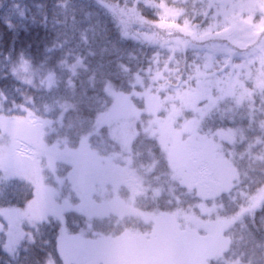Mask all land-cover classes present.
<instances>
[{
	"label": "trees",
	"instance_id": "1",
	"mask_svg": "<svg viewBox=\"0 0 264 264\" xmlns=\"http://www.w3.org/2000/svg\"><path fill=\"white\" fill-rule=\"evenodd\" d=\"M215 12L211 0H0V101L5 109L26 106L39 120H51L50 142L77 145L112 105L110 85L129 92L158 88L170 104L173 91L183 92L211 75L218 92L217 78L223 74L226 83L230 76L232 92L218 99L200 130L222 141L237 171L231 189L204 198L184 185L156 135L140 125L131 144L130 167L143 189L136 207L181 221L228 219V248L211 264H264V62L247 59L249 52L261 58L264 53H255L250 41L228 42L222 34L227 23ZM24 62L34 78H44L42 83L17 76ZM51 73L55 82L48 86ZM136 78L140 82L134 85ZM90 140L102 151L119 147L108 125ZM34 197L30 182L6 178L0 170V207H23ZM65 217L74 233L89 227L91 234L112 235L150 229L136 214L90 218L68 210ZM32 229L33 240L12 251L0 234V264H47L49 259L64 264L58 222L47 220Z\"/></svg>",
	"mask_w": 264,
	"mask_h": 264
},
{
	"label": "rangeland",
	"instance_id": "2",
	"mask_svg": "<svg viewBox=\"0 0 264 264\" xmlns=\"http://www.w3.org/2000/svg\"><path fill=\"white\" fill-rule=\"evenodd\" d=\"M211 4L227 23L222 34L228 35V42L250 41L255 53H264V0H211ZM257 36L262 41L253 43ZM248 54L250 62H264L260 54ZM33 72L28 62L16 68L17 76L26 82L42 83L44 78H34ZM223 76L216 77L218 92L209 75L194 87L170 93V104L158 88L135 87L129 92L110 85L112 105L77 145L50 142L47 128L51 120H39L26 106L17 111L5 109L0 101V170L6 178L30 182L35 195L26 206L0 207V234L6 236V248L12 251L31 242L32 228L54 219L59 224L58 249L64 264H211L220 258L228 248L225 229L230 221L196 217L181 221L173 215L138 209L136 197L143 189L130 165L131 144L141 125L156 135L184 185L204 198L230 190L237 171L221 149L222 141L200 130L203 117L235 85L230 76L225 83ZM54 82L53 73L45 78L48 86ZM139 82L138 78L132 81L134 85ZM104 125L109 126L118 148L102 151L92 145L91 134ZM68 210L90 218L136 214L150 223V229L112 235L91 234L89 227L74 233L66 224ZM47 264L57 263L49 259Z\"/></svg>",
	"mask_w": 264,
	"mask_h": 264
}]
</instances>
